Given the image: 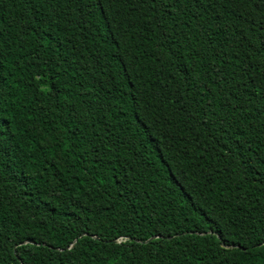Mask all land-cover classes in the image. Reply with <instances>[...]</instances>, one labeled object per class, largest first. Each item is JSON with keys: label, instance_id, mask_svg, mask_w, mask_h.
<instances>
[{"label": "trees", "instance_id": "1", "mask_svg": "<svg viewBox=\"0 0 264 264\" xmlns=\"http://www.w3.org/2000/svg\"><path fill=\"white\" fill-rule=\"evenodd\" d=\"M0 264H264V0H0Z\"/></svg>", "mask_w": 264, "mask_h": 264}, {"label": "water", "instance_id": "2", "mask_svg": "<svg viewBox=\"0 0 264 264\" xmlns=\"http://www.w3.org/2000/svg\"><path fill=\"white\" fill-rule=\"evenodd\" d=\"M113 241H117V240L115 239V240H113ZM147 241H148V240H147ZM147 241H146V242H147Z\"/></svg>", "mask_w": 264, "mask_h": 264}]
</instances>
